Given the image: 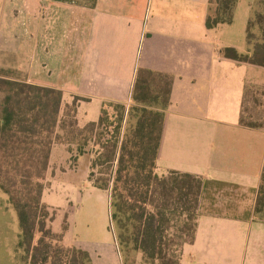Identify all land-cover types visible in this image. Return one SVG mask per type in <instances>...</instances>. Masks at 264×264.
<instances>
[{"label": "crops", "instance_id": "1", "mask_svg": "<svg viewBox=\"0 0 264 264\" xmlns=\"http://www.w3.org/2000/svg\"><path fill=\"white\" fill-rule=\"evenodd\" d=\"M254 1L238 0L231 24L207 28L210 0H0V77L60 89L64 104L81 97L80 126L97 121L104 102L131 104L139 69L173 78L156 173L203 181L195 239L180 264H264V220L254 215L264 123L241 121L246 86L264 85V67L220 53L246 52ZM75 154L74 145L52 147L42 194L48 226L94 264H105V251L121 264L115 241L90 250L53 226L55 209L68 201L55 193L56 181H77L81 159L90 172L91 154Z\"/></svg>", "mask_w": 264, "mask_h": 264}, {"label": "trees", "instance_id": "2", "mask_svg": "<svg viewBox=\"0 0 264 264\" xmlns=\"http://www.w3.org/2000/svg\"><path fill=\"white\" fill-rule=\"evenodd\" d=\"M237 3L210 0L207 28L231 24ZM251 9L246 52L226 47L220 53L264 67V0ZM172 83L167 74L139 69L131 104L104 102L99 119L80 126L81 97L64 104L60 89L0 77V189L17 213L21 264H94L86 250L65 245L63 234L48 226L42 194L58 143L76 147L74 160L91 154L88 180L109 192V229L121 264H180L184 246L195 239L203 181L174 170L156 173ZM241 121L261 126L247 121L244 108ZM254 215L264 220V167Z\"/></svg>", "mask_w": 264, "mask_h": 264}, {"label": "rangeland", "instance_id": "3", "mask_svg": "<svg viewBox=\"0 0 264 264\" xmlns=\"http://www.w3.org/2000/svg\"><path fill=\"white\" fill-rule=\"evenodd\" d=\"M244 109L247 121L264 123V85L248 83ZM88 167L87 161L81 159L77 181L72 184L63 178L56 181L55 193L61 195V200L68 197V201L66 209H55L58 211L53 226L62 229L83 248L94 250L98 247L106 248L108 243L113 246L114 240L109 229V192L97 189L89 183ZM3 201H6L9 211L2 207ZM18 234L16 212L8 202V196L0 189V264H21L20 254L16 251ZM101 262L114 264V254L105 251L101 255Z\"/></svg>", "mask_w": 264, "mask_h": 264}]
</instances>
